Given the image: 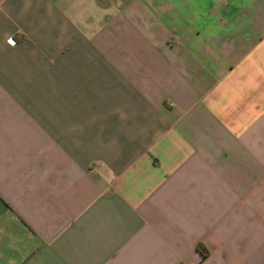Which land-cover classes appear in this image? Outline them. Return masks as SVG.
<instances>
[{
  "label": "crops",
  "instance_id": "crops-1",
  "mask_svg": "<svg viewBox=\"0 0 264 264\" xmlns=\"http://www.w3.org/2000/svg\"><path fill=\"white\" fill-rule=\"evenodd\" d=\"M0 264H264V0H0Z\"/></svg>",
  "mask_w": 264,
  "mask_h": 264
},
{
  "label": "built area",
  "instance_id": "built-area-1",
  "mask_svg": "<svg viewBox=\"0 0 264 264\" xmlns=\"http://www.w3.org/2000/svg\"><path fill=\"white\" fill-rule=\"evenodd\" d=\"M7 43L9 45H14L16 43V40L13 37L7 38Z\"/></svg>",
  "mask_w": 264,
  "mask_h": 264
},
{
  "label": "rangeland",
  "instance_id": "rangeland-1",
  "mask_svg": "<svg viewBox=\"0 0 264 264\" xmlns=\"http://www.w3.org/2000/svg\"><path fill=\"white\" fill-rule=\"evenodd\" d=\"M102 15H103V14H101V16H100V17H101V19H102Z\"/></svg>",
  "mask_w": 264,
  "mask_h": 264
},
{
  "label": "trees",
  "instance_id": "trees-1",
  "mask_svg": "<svg viewBox=\"0 0 264 264\" xmlns=\"http://www.w3.org/2000/svg\"><path fill=\"white\" fill-rule=\"evenodd\" d=\"M203 257H205V255Z\"/></svg>",
  "mask_w": 264,
  "mask_h": 264
}]
</instances>
